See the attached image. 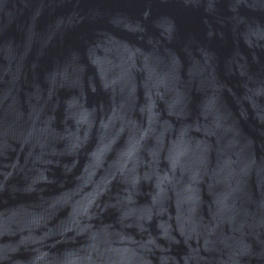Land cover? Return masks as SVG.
Listing matches in <instances>:
<instances>
[{
  "label": "water",
  "instance_id": "1",
  "mask_svg": "<svg viewBox=\"0 0 264 264\" xmlns=\"http://www.w3.org/2000/svg\"><path fill=\"white\" fill-rule=\"evenodd\" d=\"M0 264H264V0H0Z\"/></svg>",
  "mask_w": 264,
  "mask_h": 264
}]
</instances>
